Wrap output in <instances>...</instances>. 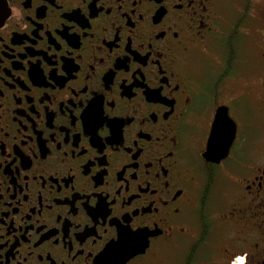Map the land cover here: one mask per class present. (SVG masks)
Instances as JSON below:
<instances>
[{
    "label": "flooded vegetation",
    "instance_id": "obj_1",
    "mask_svg": "<svg viewBox=\"0 0 264 264\" xmlns=\"http://www.w3.org/2000/svg\"><path fill=\"white\" fill-rule=\"evenodd\" d=\"M0 264H264V0H0Z\"/></svg>",
    "mask_w": 264,
    "mask_h": 264
},
{
    "label": "water",
    "instance_id": "obj_2",
    "mask_svg": "<svg viewBox=\"0 0 264 264\" xmlns=\"http://www.w3.org/2000/svg\"><path fill=\"white\" fill-rule=\"evenodd\" d=\"M217 134H218V131H217V125H216L214 126V130L212 131V134H211L212 139H215ZM223 155H224V152L222 153V155L220 154L219 156H223Z\"/></svg>",
    "mask_w": 264,
    "mask_h": 264
}]
</instances>
